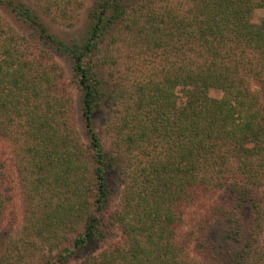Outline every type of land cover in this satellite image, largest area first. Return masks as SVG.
<instances>
[{
  "label": "trees",
  "instance_id": "16d2710c",
  "mask_svg": "<svg viewBox=\"0 0 264 264\" xmlns=\"http://www.w3.org/2000/svg\"><path fill=\"white\" fill-rule=\"evenodd\" d=\"M187 1L191 6L137 8L132 15L125 0H102L82 38L49 34L71 60L87 144L62 117L67 100L58 92L57 72L17 62L11 40L0 36V135L19 130L23 137L25 232L51 245L37 264L81 257L79 264H211L219 255L221 264H264L255 260L264 254V17L255 15L264 0ZM0 3L47 33L29 6ZM121 19L136 40L168 58L135 82L125 100L117 132L128 150L154 154L126 183L112 214L122 241L101 248L106 231L99 212L107 213L111 201L112 156L94 126L109 94L97 54ZM198 203L194 229L180 240ZM195 250L200 258L192 256Z\"/></svg>",
  "mask_w": 264,
  "mask_h": 264
},
{
  "label": "rangeland",
  "instance_id": "374dc122",
  "mask_svg": "<svg viewBox=\"0 0 264 264\" xmlns=\"http://www.w3.org/2000/svg\"><path fill=\"white\" fill-rule=\"evenodd\" d=\"M29 6L38 16L37 22L43 24L47 30L44 33L36 23L25 20L12 10L11 6L0 3V30L1 40L13 44V52L17 62H29L34 68L43 64L57 72L59 76L62 100H67L63 108L62 117L78 132L80 141L87 144L88 137L81 112V94L73 80V69L70 58L58 51L49 41V34L68 42H74L82 38L91 21V12L99 7L102 0H15ZM186 0H125L128 12L134 15L136 9L146 11L150 8L164 9L172 4L180 8L182 4L191 6ZM141 11V12H142ZM141 15V14H140ZM256 18L264 17V7L255 11ZM142 18H140L141 22ZM128 20L121 19L113 26L102 41L101 49L97 54V61L103 66L101 77L104 87L109 93L103 98V104L94 116V126L102 138L103 145L112 156L111 174H109V191L111 201L107 213H101L106 238L99 243L101 248L116 246L122 241L121 230L113 221L114 211L121 203L126 183L133 182L138 177V168L150 159L147 151L135 147L128 150L123 137L117 132V127L125 116V100L131 95L133 85L143 76L152 73L153 68H161L167 64V54L163 51H153L149 44H143L136 40V33L129 26ZM131 25V24H129ZM8 39V40H7ZM4 55L0 54V64ZM121 90L116 93V87ZM255 91H260L257 82L252 80ZM56 89H54V94ZM116 94L122 96L116 98ZM264 100V94H260ZM21 131V130H20ZM8 135H0V205L2 213L0 217V264H37L43 252L50 249L47 240L28 233L27 225V187L19 170L23 154L19 153L18 146L23 141L19 137V130L12 131ZM17 136V139L14 138ZM147 160V161H148ZM146 161V162H147ZM46 188L45 186L43 187ZM213 197L222 199L224 193ZM200 203L192 206L187 215V221L181 227L178 237L186 238L194 229L197 210H201ZM105 212V211H104ZM188 233V234H187ZM186 235V236H185ZM25 236V237H24ZM193 247V243L190 244ZM228 251V249H227ZM226 251V252H227ZM197 251L192 252V256ZM231 253H227V258ZM219 257L211 264H221ZM82 257L73 260L69 264H79ZM225 260V259H224ZM254 260V259H253ZM253 260L251 262H253ZM255 260L264 261L263 256H257ZM197 262V261H196ZM204 259L200 264H207ZM198 263V262H197Z\"/></svg>",
  "mask_w": 264,
  "mask_h": 264
}]
</instances>
